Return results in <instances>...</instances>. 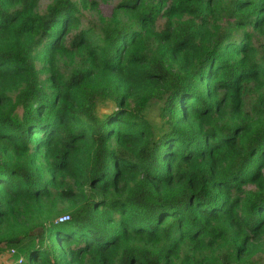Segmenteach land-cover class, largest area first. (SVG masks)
<instances>
[{"label": "trees", "instance_id": "trees-1", "mask_svg": "<svg viewBox=\"0 0 264 264\" xmlns=\"http://www.w3.org/2000/svg\"><path fill=\"white\" fill-rule=\"evenodd\" d=\"M108 1L0 0V255L264 264V0Z\"/></svg>", "mask_w": 264, "mask_h": 264}, {"label": "rangeland", "instance_id": "rangeland-1", "mask_svg": "<svg viewBox=\"0 0 264 264\" xmlns=\"http://www.w3.org/2000/svg\"><path fill=\"white\" fill-rule=\"evenodd\" d=\"M120 0H110L107 3H103L99 6L98 10H88L84 9L82 10L81 16H80V28H93L97 26L99 14L103 16H109L111 14L112 8L119 2ZM52 0H39L38 2V8L37 10L42 13L46 6L51 3ZM161 100L154 99L149 104L146 105L144 116L145 118L152 123V126L156 128L159 132L162 131V128L164 126V120L161 117ZM115 104L112 101H101L97 104V110L96 114L101 116L102 114L106 113V111L110 109H114ZM72 207V204L69 201H64L62 204L59 205L57 212L60 214H69L70 208ZM59 214V215H60ZM57 218V217H56ZM18 225V224H17ZM14 230H19L20 225L15 226ZM11 228L7 227H1L0 228V234L5 233L7 231H10ZM264 241V235L263 239ZM0 264H2L0 262Z\"/></svg>", "mask_w": 264, "mask_h": 264}, {"label": "built area", "instance_id": "built-area-1", "mask_svg": "<svg viewBox=\"0 0 264 264\" xmlns=\"http://www.w3.org/2000/svg\"><path fill=\"white\" fill-rule=\"evenodd\" d=\"M69 219L68 214H61L57 220L63 221ZM7 263L6 264H21L23 262V257L17 254L15 248H10L7 250ZM11 258V259H10Z\"/></svg>", "mask_w": 264, "mask_h": 264}, {"label": "crops", "instance_id": "crops-1", "mask_svg": "<svg viewBox=\"0 0 264 264\" xmlns=\"http://www.w3.org/2000/svg\"><path fill=\"white\" fill-rule=\"evenodd\" d=\"M6 253H7V250L0 255V262L2 264H6L7 263V255H6Z\"/></svg>", "mask_w": 264, "mask_h": 264}]
</instances>
